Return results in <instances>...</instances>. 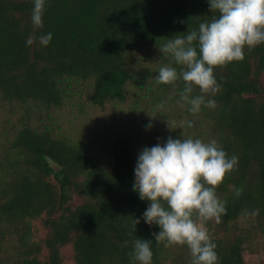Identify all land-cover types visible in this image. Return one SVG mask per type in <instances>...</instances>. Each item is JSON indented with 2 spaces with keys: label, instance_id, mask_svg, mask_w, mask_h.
<instances>
[{
  "label": "trees",
  "instance_id": "1",
  "mask_svg": "<svg viewBox=\"0 0 264 264\" xmlns=\"http://www.w3.org/2000/svg\"><path fill=\"white\" fill-rule=\"evenodd\" d=\"M32 8L0 0V264H64L65 247L75 264H132V239L159 231L141 219L128 235L149 203L132 189L137 154L169 136L214 139L239 158L216 186L226 211L207 222L218 264L264 250V44L214 68L215 94L194 87L216 107L193 115L182 79L154 77L180 70L159 48L210 19L207 0H47L38 29ZM47 32V46L26 43ZM82 114L92 121L79 128ZM151 247L153 264H189L186 246Z\"/></svg>",
  "mask_w": 264,
  "mask_h": 264
},
{
  "label": "clouds",
  "instance_id": "2",
  "mask_svg": "<svg viewBox=\"0 0 264 264\" xmlns=\"http://www.w3.org/2000/svg\"><path fill=\"white\" fill-rule=\"evenodd\" d=\"M31 21L34 29L43 26L47 0H32ZM211 18L199 22L196 28L184 35H172L160 53L170 56L172 63L159 67L154 80L158 84H175L184 81L180 100L189 105L195 115L203 107L215 108L216 101L205 95H192L193 88L201 93L215 94L219 84L214 74L216 66L244 59L245 49L264 44V0H207ZM38 40L47 46L52 33L30 37L26 43ZM156 117L165 109L164 102L155 106ZM168 127L172 129L171 122ZM193 127V121H181L180 126ZM151 128V121L146 126ZM238 156H231L216 140L169 136L166 141L144 146L137 154L133 169L132 189L139 199L148 201L142 217L134 218L136 225H156L159 231L152 238L136 236L132 239V264H153L152 240L164 245L186 246L190 253L189 264H218L216 243L207 228L209 220L220 222L226 211L224 202L216 193V186L226 174L238 165ZM238 194V192H237ZM253 215L256 214L254 211ZM128 241H125L127 244Z\"/></svg>",
  "mask_w": 264,
  "mask_h": 264
},
{
  "label": "rangeland",
  "instance_id": "3",
  "mask_svg": "<svg viewBox=\"0 0 264 264\" xmlns=\"http://www.w3.org/2000/svg\"><path fill=\"white\" fill-rule=\"evenodd\" d=\"M129 112H125L124 114H128ZM123 114V115H124ZM69 120H70V124H72V126L78 128V123L77 120L74 119V117H71L70 115H68ZM78 118V117H77ZM78 121L80 122V127H84L86 124L89 125L90 122L92 121V115H81L79 116ZM1 124V123H0ZM78 202H80V198L76 197L75 199V204H77ZM35 227L39 233L40 236L44 235V228L42 227V225L38 222L35 223ZM255 249V247H254ZM257 250L252 251L249 248H247L244 252L245 254V258L247 260L248 264H257L259 263L261 260L264 259V250L262 247L258 246L256 247ZM64 256H65V261L64 264H75L73 259H72V249L70 247H65L64 248Z\"/></svg>",
  "mask_w": 264,
  "mask_h": 264
}]
</instances>
